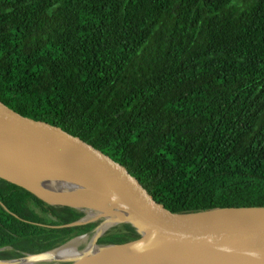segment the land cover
<instances>
[{"label": "trees", "instance_id": "trees-1", "mask_svg": "<svg viewBox=\"0 0 264 264\" xmlns=\"http://www.w3.org/2000/svg\"><path fill=\"white\" fill-rule=\"evenodd\" d=\"M0 100L104 148L179 210L264 205V0H0ZM7 186L0 247L44 250L100 224L28 222ZM139 236L117 224L99 243Z\"/></svg>", "mask_w": 264, "mask_h": 264}, {"label": "water", "instance_id": "water-1", "mask_svg": "<svg viewBox=\"0 0 264 264\" xmlns=\"http://www.w3.org/2000/svg\"><path fill=\"white\" fill-rule=\"evenodd\" d=\"M45 173L65 179L62 187L37 179ZM39 170L35 177L28 174ZM0 177L26 188L50 204L82 209L85 216L60 227L100 221L89 232L56 246L47 255L0 258L14 264H259L264 262V205L182 211L165 203L136 173L104 148L43 119L23 115L0 100ZM82 191L78 199L72 190ZM98 211V212H97ZM109 220L110 224L104 227ZM129 223L139 237L100 244L111 226ZM91 236L98 251L62 259L56 253Z\"/></svg>", "mask_w": 264, "mask_h": 264}, {"label": "flooded vegetation", "instance_id": "flooded-vegetation-1", "mask_svg": "<svg viewBox=\"0 0 264 264\" xmlns=\"http://www.w3.org/2000/svg\"><path fill=\"white\" fill-rule=\"evenodd\" d=\"M5 190H8L6 194H4L3 197H8V194H13L14 196H16L18 199H20L22 201L23 204H25V206H30L35 213H37L38 215V219L37 220H27L28 222H32L35 224H39L42 225L44 227H48V228H65V227H60V225L65 224V222H62L57 216L56 213H58L63 207H71L68 205H62V204H50L48 202H46L45 200L41 199L40 197H38L37 195H35L33 192L27 190L24 187H4ZM30 192L32 195H26L25 197V201L22 200V198L19 196L18 192ZM43 200L42 202L39 200ZM74 208V207H71ZM77 209V208H74ZM81 212H83V217L85 216V212L82 209H77ZM18 216V215H17ZM20 217V216H18ZM23 218V217H20ZM75 231H73L74 233ZM40 242H38L36 245H28L29 248L33 249V248H37L38 246H40ZM56 246L44 249V250H35V251H29L28 249L24 248H14L13 245H4L0 247V251H4V250H14L16 253L20 254V255H16V256H12L10 258H19V257H24V256H28V255H48L51 250H53Z\"/></svg>", "mask_w": 264, "mask_h": 264}, {"label": "bare ground", "instance_id": "bare-ground-1", "mask_svg": "<svg viewBox=\"0 0 264 264\" xmlns=\"http://www.w3.org/2000/svg\"><path fill=\"white\" fill-rule=\"evenodd\" d=\"M39 170L41 169H38L37 172L36 169H31L30 170V173L28 174L30 177H35ZM47 171H51L50 169H47L45 168L44 171L40 174V176H37V179L42 181V182H45L46 184H56V186L58 188H61L62 185L61 184H67L66 182H63V180L65 179L64 177H61V176H57V177H53L45 172ZM68 185H70L68 183ZM68 185H65L63 186L62 188H66V190L68 191L70 186ZM76 190H72L70 191L69 193H73L75 194V196L78 198V199H83V194H82V191L79 190L78 188H75ZM98 212V211H97ZM110 224L109 220L104 224V227L108 226ZM93 236H91L89 238V241H88V247L86 250L84 251H77L76 248L77 246H79L82 242H84L85 240H87V237H82V238H79V239H76L74 240L72 243L68 244L66 247H64V249L60 250L58 253H56L57 257L59 258H62V259H73V258H78V257H81L83 255H86L88 253H93L95 251H98V247L95 246V243H94V240L92 238ZM0 264H6L4 262H0ZM14 264H34V261L33 259H25L23 262H17V263H14ZM259 264H264V262L262 263H259Z\"/></svg>", "mask_w": 264, "mask_h": 264}]
</instances>
